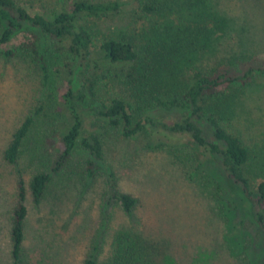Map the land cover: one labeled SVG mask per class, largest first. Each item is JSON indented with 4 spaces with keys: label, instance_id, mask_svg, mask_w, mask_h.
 Here are the masks:
<instances>
[{
    "label": "rangeland",
    "instance_id": "1",
    "mask_svg": "<svg viewBox=\"0 0 264 264\" xmlns=\"http://www.w3.org/2000/svg\"><path fill=\"white\" fill-rule=\"evenodd\" d=\"M61 1L33 0L29 10L40 11ZM126 1L119 11L91 25L98 31L97 39L130 34L143 21L164 29L160 35L164 51L156 63L167 77L161 85L158 81L154 85L162 93L180 90L185 76L170 48L202 49L203 26L212 27L208 34L212 44H218L221 62L237 66L241 58H264V0H154L164 7L158 17L137 8L152 0ZM26 29L25 33L37 37L49 79L43 83L36 59L22 44L21 35L11 43L12 55L0 49V264H13L10 227L19 178L26 186L23 259L28 264H82L90 254L98 264H264V234L246 213L241 195L228 186L220 157L204 153L188 136H160L163 143L158 146L147 131L123 137L121 125L94 115L89 108L97 101L86 99L84 131L101 135L104 158L96 162L95 176L88 177V155L76 144L64 167L52 172L60 142L57 125L66 120L61 103L63 83L56 73L65 59L48 49L51 40L47 35L34 27ZM204 51L199 60L210 61L211 53ZM254 79L235 116L223 118L252 155L264 156V76ZM109 89L129 100L135 95L129 83L118 79L111 80ZM219 112L223 116L226 109L220 107ZM28 115L33 117L32 126L16 161L9 163L3 152ZM133 115L135 119L151 115L172 120L177 113L146 106ZM202 125L206 130V124ZM39 171H50L51 181L41 201L34 204L28 182ZM110 171L117 188L137 198L130 213L107 194ZM252 172H261L260 167ZM224 209H230L239 228L241 245L236 252L226 239L228 217L230 222L232 216H224Z\"/></svg>",
    "mask_w": 264,
    "mask_h": 264
},
{
    "label": "trees",
    "instance_id": "2",
    "mask_svg": "<svg viewBox=\"0 0 264 264\" xmlns=\"http://www.w3.org/2000/svg\"><path fill=\"white\" fill-rule=\"evenodd\" d=\"M32 1L0 0V49L5 55H12L11 43L21 35L22 44L36 59L43 83L49 79L48 65L43 51L36 44V35L25 33L26 28L34 27L47 35L51 40L48 49L64 56L65 62L56 73L63 83L61 103L66 120L57 125L60 142L51 171L59 172L78 144L88 155L87 176H95L96 162L104 158L103 139L99 133L84 131L86 107L83 105L86 99H93L97 104L94 103L89 109L108 124L121 125L123 137L132 138L147 131L158 146L163 143L158 140L160 136L169 139L172 135L188 136L204 153L220 157V166L228 186L241 195L246 213L264 234V159H258L264 156L254 155V152L252 155V150L241 137L224 125L223 118L225 115L235 116L243 95L255 84L254 77L264 76V58H241L237 66L221 62L223 56L218 44H212L208 34L212 27L203 26L205 35L200 43L202 49L200 47L190 52L188 48H170L173 60L177 61L179 70L187 77H183L180 90L162 93L154 85L155 81L161 85L167 77L156 63L164 51L160 47L164 41L160 36L164 34V29L157 23L143 21L130 34H109L97 39L98 31L91 25L92 21L119 11L128 4L126 0H62L54 6L31 12ZM199 1L202 3L204 0ZM162 6L152 0L137 8L158 17L164 9ZM204 48L212 55L210 61L199 60L206 52ZM115 79L131 85L135 93L131 100L121 94L110 93V82ZM146 106L174 110L176 118L169 120L144 115L135 119L133 112ZM220 107L226 109L223 116L219 114ZM32 123L33 117L28 115L13 132L3 152L4 159L9 163L16 161L22 140ZM255 159L258 162H253ZM257 166L261 172H252ZM252 176L260 180H253ZM50 181V171H39L32 175L28 187L34 204L41 201ZM106 183L107 194L119 202L124 212L130 213L136 206L137 198L117 188L112 171L108 173ZM25 197V182L19 178L10 227L13 264H28L23 259L24 221L27 215ZM225 209L224 216L231 217L230 209ZM231 219L229 222L228 217L226 239L236 252L241 239L237 233L239 228L233 222L234 216ZM82 264L98 263L90 254Z\"/></svg>",
    "mask_w": 264,
    "mask_h": 264
}]
</instances>
